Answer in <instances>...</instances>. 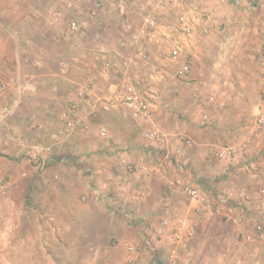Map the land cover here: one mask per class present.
<instances>
[{"label":"rangeland","instance_id":"rangeland-1","mask_svg":"<svg viewBox=\"0 0 264 264\" xmlns=\"http://www.w3.org/2000/svg\"><path fill=\"white\" fill-rule=\"evenodd\" d=\"M14 1L0 0V264H264V0ZM43 48L60 61L40 65ZM120 87L150 114L105 109Z\"/></svg>","mask_w":264,"mask_h":264},{"label":"built area","instance_id":"built-area-1","mask_svg":"<svg viewBox=\"0 0 264 264\" xmlns=\"http://www.w3.org/2000/svg\"><path fill=\"white\" fill-rule=\"evenodd\" d=\"M99 7H100V1L98 0L94 1L93 3L94 12L93 11L92 12L95 14V12L98 10ZM145 24L146 26H154L156 24V20L154 17L146 18ZM72 27L75 29L76 24L72 23ZM185 27L183 26V29L188 31L189 29ZM178 51H179V44L176 43L175 46H173L171 49L172 56H176L178 54ZM103 65H104L103 68L109 65L107 60L103 61ZM179 71L182 75H185L189 71L188 64H183ZM5 88H6V84L0 81V91H2ZM86 90L87 88H85V91ZM102 104L105 109H108L110 106L114 104H120L127 107L135 114H139L143 117L148 116L152 111V109L154 108V106H152L153 104L149 96L145 92L141 90H133L123 87L122 88L120 87V89L114 88L110 90L107 94H105L103 96ZM260 121H262V117H260ZM187 192L191 197L193 198L197 197L196 189L188 188Z\"/></svg>","mask_w":264,"mask_h":264},{"label":"crops","instance_id":"crops-1","mask_svg":"<svg viewBox=\"0 0 264 264\" xmlns=\"http://www.w3.org/2000/svg\"><path fill=\"white\" fill-rule=\"evenodd\" d=\"M14 1V0H13ZM15 2V1H14ZM24 29H27V28H24ZM46 28H44V27H38L37 29H36V31L37 32H39L38 34H40V35H43V36H45V37H47L46 36ZM27 32H28V34H30V32H29V30H27ZM236 34H238V31L236 32V31H234V32H232V34H231V41H230V43H233L234 41H233V39H232V37L234 36V35H236ZM240 34V33H239ZM15 40V39H14ZM31 42H35L34 40H30ZM228 41V40H227ZM16 43H17V39H16ZM29 48H31L30 47V45H29ZM45 51V52H43V58L42 57H40V58H42V59H40V61H39V63H40V65H43L44 64V66L46 65V62H49L50 60H53V61H60V57L58 58V57H56V56H58L57 55V53H54V51L52 50V54H51V52H50V50H48V49H42V51ZM28 53V52H27ZM53 55V56H52ZM13 56H14V54H13ZM63 57V56H62ZM243 60V59H242ZM43 61V62H42ZM244 61V60H243ZM48 69H44L43 70V72H44V79L46 80V82L47 83H49V82H51V80L53 79L52 77H55V75L50 71V70H48ZM57 73V71L55 72V74ZM58 75V74H57ZM240 74L237 72V71H232V74H231V77L232 78H236L237 80H239L240 82H242L243 81V79L241 78V77H243V75L242 76H239ZM41 83L42 82V80L41 79H38V83ZM48 89H50L49 87H47V89L46 90H48ZM24 90H28V93H29V98H31V97H34V91H33V88H32V90H31V88L29 89V88H25ZM41 93H44L45 94V96L43 95L42 96V98H44V99H48L49 98V94L51 93V92H49V91H44V92H41ZM72 96H70V98H71ZM41 98V97H40ZM158 105H160V104H158ZM232 127H230V129H231Z\"/></svg>","mask_w":264,"mask_h":264}]
</instances>
